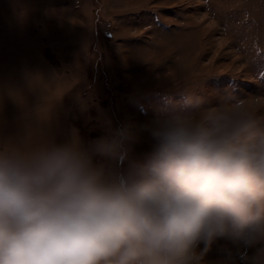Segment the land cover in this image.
Returning a JSON list of instances; mask_svg holds the SVG:
<instances>
[{"label": "clouds", "instance_id": "9594fccd", "mask_svg": "<svg viewBox=\"0 0 264 264\" xmlns=\"http://www.w3.org/2000/svg\"><path fill=\"white\" fill-rule=\"evenodd\" d=\"M179 97L87 145L0 136V264H204L220 239L264 264V107L202 85Z\"/></svg>", "mask_w": 264, "mask_h": 264}, {"label": "rangeland", "instance_id": "374dc122", "mask_svg": "<svg viewBox=\"0 0 264 264\" xmlns=\"http://www.w3.org/2000/svg\"><path fill=\"white\" fill-rule=\"evenodd\" d=\"M258 54L264 0H0V136L39 127L57 143L75 133L87 145L150 120L186 86L211 92L225 79L264 107ZM33 78L40 88L30 86ZM11 91L24 95V106ZM149 150L145 136L133 155ZM238 262L227 239L204 257V264Z\"/></svg>", "mask_w": 264, "mask_h": 264}, {"label": "snow or ice", "instance_id": "6c2138e0", "mask_svg": "<svg viewBox=\"0 0 264 264\" xmlns=\"http://www.w3.org/2000/svg\"><path fill=\"white\" fill-rule=\"evenodd\" d=\"M155 19L156 23L159 24L158 18ZM160 27L163 28V25H160ZM255 72L257 73L260 83L264 84V54H258L257 61L255 62ZM214 87H216L217 90L230 89L232 92L241 94V85L238 81L229 79L216 80L214 82Z\"/></svg>", "mask_w": 264, "mask_h": 264}]
</instances>
